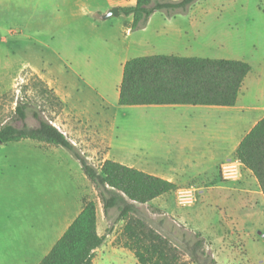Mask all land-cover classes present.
Listing matches in <instances>:
<instances>
[{
    "label": "crops",
    "instance_id": "obj_1",
    "mask_svg": "<svg viewBox=\"0 0 264 264\" xmlns=\"http://www.w3.org/2000/svg\"><path fill=\"white\" fill-rule=\"evenodd\" d=\"M9 1V3H0V7L19 4H15L18 0ZM136 3L137 0L34 1L35 6L85 9L78 13V17L86 18L90 31L96 34L95 37L98 36L97 30L100 28V23L92 16L96 11L133 6ZM159 13L160 11H156L150 17L147 25L139 31L133 30V16H128L127 26L123 32L125 38L119 45L121 54L130 52L132 47L130 40L136 33L143 35L150 31L151 35L171 37L173 40L171 49L174 52L170 54L239 59L252 65V70L244 81L235 105H139L143 109L139 115L148 121L150 129H161L172 122L174 129L181 133L188 132L193 136V140L188 146L190 150L177 156L176 161L179 164L177 168L164 164L161 153L153 150L150 142L145 144L144 155L141 158L129 156L127 152L130 151L127 150V147L125 148L127 151L122 155L113 151L118 123L115 111L121 105L116 104L115 100L110 101L101 95L99 98L107 104L108 110L99 107L98 105L103 103L97 105L93 88L95 85L102 86V84L98 80L95 81L96 78L88 73L77 71L73 67L74 60L69 54L65 57L61 54L59 56L61 59L65 58L64 61L70 64V70L72 69L75 73L73 76L70 75V72H64L62 65L55 61L54 57L49 56V61L45 64L32 63L22 66L14 80L18 79L26 68H31L38 74L64 104V127L72 131L73 126L70 121L76 120L80 125L94 129L108 144L103 161L112 159L129 167L160 176L175 183L177 188L187 185L196 186L199 190L197 201L186 210L180 211L184 218L180 219L194 229L190 232L203 234L210 251L212 245L217 247V251L214 252L216 259L219 256L225 257L223 263L232 264L233 246L229 247L225 244L226 233H229L230 230V233H235V231L237 233V230L242 232L241 237L238 238L242 239L240 244L246 250L245 255L248 256L244 234L250 229L249 224L254 225L259 221L258 213L264 218V193L251 170L244 168L242 177L236 181H225L220 176V165L227 159L236 157V151L243 138L259 120L264 118V0H198L191 5L186 13L162 16L160 21L156 22V26L151 29L154 18ZM100 18L104 19V15L101 14ZM145 41L138 37L133 41V44L136 43L139 46L138 44L142 45ZM108 52L110 53V50ZM80 55L86 59L90 58V55L85 53ZM122 59L121 75L116 89L118 102L124 65L130 58L122 57ZM110 79H106V81L110 82ZM12 86L13 83L0 91V95ZM111 107L114 108L113 112L110 111ZM14 143L16 148H29L30 151L42 152L44 158L49 150L53 151V144L39 141L20 140ZM58 148L60 147H56V150H59ZM175 191H173L174 195ZM169 195L171 193L154 200H162ZM163 200L168 206L166 199ZM84 206L76 211L72 206L67 211H60V214H63L60 217V223L52 217L51 209L48 214L49 218L44 219V223L41 225H38L35 219H18L13 222L4 221L5 223L0 221V264H39ZM261 206L263 207L261 208ZM44 216L46 217L47 214L45 213ZM64 221L60 236L49 250L44 252L46 235L49 237L53 235L54 231L59 232ZM97 226L99 234L102 235L99 228V205ZM230 236L233 237L234 234ZM218 239L220 243H216ZM227 241L229 243V240ZM102 247L98 248L96 252Z\"/></svg>",
    "mask_w": 264,
    "mask_h": 264
},
{
    "label": "rangeland",
    "instance_id": "obj_2",
    "mask_svg": "<svg viewBox=\"0 0 264 264\" xmlns=\"http://www.w3.org/2000/svg\"><path fill=\"white\" fill-rule=\"evenodd\" d=\"M34 1L18 0L15 2L19 3L16 6L0 7V91L13 83L11 88L0 95L3 96L0 119L16 126H22L23 122L29 126H36L38 120L34 112H37L41 117L51 120L60 127L91 163L100 166L108 150V144L98 133L90 127L80 125L76 120L70 121L72 131L64 127V105L60 107L58 101L46 92L45 84L40 82L41 78L31 68L24 69L18 79L14 80L15 76L19 74L22 66L32 63L45 64L49 61V56L54 57V60L62 65L64 72H70L73 76L75 73L70 70V64L59 56L61 54L65 57L69 54L77 71L88 73L102 84L93 88L97 105L103 103L99 98L101 95L110 101L115 100V103L120 105L116 99V89L121 75L122 57L170 54L174 52L171 49L173 40L167 35H151L150 31L143 35L136 33L130 40L132 42L130 52L121 54L119 45L125 38L123 32L130 15L120 13L102 19L100 15H106L110 9L96 11L92 16L98 20L100 28L97 30L98 36L95 37L96 34L90 31L86 18L78 17V13L85 9L35 6ZM160 13L155 16L151 29L162 16L167 15L166 11ZM138 37L146 40L145 43L138 44L139 46L133 44ZM83 53L90 55V58L82 57L80 54ZM109 78L110 82H107L106 79ZM19 101L27 105L28 116L25 121L16 114V105ZM98 106L107 109L106 103ZM113 109L111 107L110 111L113 112ZM142 111V106L139 105H121L115 111L118 123L113 151L122 155L129 150L130 152H127L129 156L141 158L144 155L145 144L150 142L151 148L161 153L164 164L179 167L177 156L190 150L188 146L193 136L188 132L177 131L172 127V122L161 129H150L148 121L139 115ZM56 147H60L59 150H56ZM170 193L169 197L165 196L162 200L153 199L139 208L154 226L176 242H180L185 234L189 236L190 231L194 229L180 219L183 218L180 211L186 210L188 206L179 205L177 199L175 200L176 194L174 195L173 191ZM163 199H166L168 206ZM89 200L98 202L99 228L105 236L103 247L96 252L93 264H139L134 252L124 247L120 241L124 222L119 221V210L111 208L108 212H103L98 190L70 151L62 146L53 145V151L49 150L44 158L42 152L16 148L14 142L0 143V221L3 223L18 219H35L38 225H41L44 219L49 218L50 209L54 220L60 223V217L63 215L60 211H67L71 206L76 211ZM258 217L259 221L254 225L249 224L250 229L244 234L248 256L240 244L242 239L238 238L242 232L237 230V233L236 231L230 233V230L226 233L229 243L226 240L225 244L233 246L232 264H264V218L260 213ZM64 223L65 221L61 224L59 232L54 231L49 237L46 235L44 252H47L60 236ZM54 226L56 227V224ZM231 234L234 236L231 237ZM216 243H220L219 239ZM210 249L215 257L217 247L212 245ZM216 260L219 261L218 264H224L225 257L219 256Z\"/></svg>",
    "mask_w": 264,
    "mask_h": 264
},
{
    "label": "trees",
    "instance_id": "obj_3",
    "mask_svg": "<svg viewBox=\"0 0 264 264\" xmlns=\"http://www.w3.org/2000/svg\"><path fill=\"white\" fill-rule=\"evenodd\" d=\"M196 1L137 0L133 6L121 7L120 13L133 16L132 28L136 30L146 26L156 11L174 16L186 13ZM251 70L249 62L239 59L175 54L137 56L124 65L119 103L232 106ZM40 82L63 107L54 90L42 78ZM26 107L20 101L16 105V114L22 121L28 116ZM34 116L38 120L36 126L24 122L16 126L0 119L1 143L31 139L70 151L98 190L103 210H119V221L124 222L120 241L134 252L139 264H218L202 233L190 232L176 242L140 210V205L176 190L175 183L112 159L97 166L51 120L37 112ZM236 156L252 171L264 193V118L243 138ZM97 223L98 202L89 200L39 264H93L96 250L105 242Z\"/></svg>",
    "mask_w": 264,
    "mask_h": 264
},
{
    "label": "built area",
    "instance_id": "obj_4",
    "mask_svg": "<svg viewBox=\"0 0 264 264\" xmlns=\"http://www.w3.org/2000/svg\"><path fill=\"white\" fill-rule=\"evenodd\" d=\"M244 168L243 162L237 156L232 157L220 165V176L225 181H236L242 177ZM198 191L194 185L177 188L175 191L177 202L184 207L194 205L197 201Z\"/></svg>",
    "mask_w": 264,
    "mask_h": 264
},
{
    "label": "water",
    "instance_id": "obj_5",
    "mask_svg": "<svg viewBox=\"0 0 264 264\" xmlns=\"http://www.w3.org/2000/svg\"><path fill=\"white\" fill-rule=\"evenodd\" d=\"M120 14V8L119 7H113L112 9H110L108 11V13L106 15H104V18H108L114 15H119ZM1 143V140H0Z\"/></svg>",
    "mask_w": 264,
    "mask_h": 264
}]
</instances>
